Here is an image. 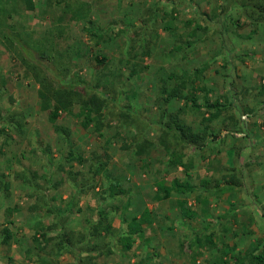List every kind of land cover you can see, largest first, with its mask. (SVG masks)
<instances>
[{
    "label": "rangeland",
    "instance_id": "1",
    "mask_svg": "<svg viewBox=\"0 0 264 264\" xmlns=\"http://www.w3.org/2000/svg\"><path fill=\"white\" fill-rule=\"evenodd\" d=\"M33 5L0 0V264H233L264 254V0ZM175 85L200 108L166 101ZM63 90L69 107L56 110ZM91 94L103 106L84 129ZM213 102L221 112L204 122ZM176 123L197 143H178ZM167 146L188 177L168 166ZM172 179L199 189L163 198L158 185ZM110 183L122 193L109 196ZM144 208L153 224L125 251L119 237ZM101 213L113 231L93 237ZM67 238L74 247L62 246Z\"/></svg>",
    "mask_w": 264,
    "mask_h": 264
},
{
    "label": "trees",
    "instance_id": "2",
    "mask_svg": "<svg viewBox=\"0 0 264 264\" xmlns=\"http://www.w3.org/2000/svg\"><path fill=\"white\" fill-rule=\"evenodd\" d=\"M26 3V8L28 10H31L34 8L33 5V0H25ZM203 71V68L201 69H196V73H201ZM188 77V75L185 76V74H182L181 78ZM167 92V100L171 98H181L184 99L186 102H189L192 104L193 107L200 108L199 106L196 105V99L192 96L189 95H183L181 92V87L178 85L173 86L171 90L166 91ZM68 96H66L65 91H60V92H55V104L54 107L55 109H62L65 110L69 107L68 103ZM103 106V101L102 99L97 96L91 94L88 96L86 100L82 102V110H84L83 114V121L81 122V125L84 129H87L89 125L92 122L93 115L94 116H99L101 113V109ZM46 107V105H44ZM206 107L208 109H213V112L211 114L210 118H203V121H211V119L216 118L220 112L222 106L218 102H213L211 104H207ZM97 131L98 128H95ZM170 130H172L178 138V143L183 144H189L193 145L196 144L197 141L200 139V136L197 134H194L191 132L189 128H186L184 125L181 124H174L173 127H169ZM64 131V130H63ZM166 153L168 154V166L171 167H182L183 170L185 171V175L188 177L187 171L189 169V165H186L182 161V155L177 153V149L175 146L172 148H169L168 146L166 147ZM70 156L73 159H78L79 161L81 158L79 156H73L70 154ZM70 159V158H69ZM119 187L118 183H110L109 187L107 188V194L109 196H115L117 194L122 193L121 190L117 189ZM5 188H8V185H5ZM158 189L160 192L163 194V198H167L171 192L176 193V194H188L195 192L199 189V186L192 185L189 183L187 180H178V179H172L170 182V185L164 186L162 184L158 185ZM178 207L181 215L187 219H190L194 217L195 212L187 207L185 201H178ZM107 217L101 213L100 214V222L97 224V227H94L92 230V236L95 237L99 235V228L104 231L105 234H110L113 231L112 226L106 222ZM11 222H9L10 224ZM153 224V218L151 216V211L148 210L147 208H144L142 213L140 214L139 217H132L131 220L126 224V229L125 232L121 234L119 237L118 243L122 247L123 250L129 251L132 249L133 246V237L134 236H139L142 237L145 233V228L144 225L149 226ZM64 235L65 233L62 232ZM11 239V232L8 228H3L2 230V239L1 243L4 245H9V241ZM60 244V243H59ZM72 248L73 243L70 241V239H64L62 246ZM246 262L252 263V264H264V254H255L254 252H247L243 256H237L234 258V263L233 264H246Z\"/></svg>",
    "mask_w": 264,
    "mask_h": 264
},
{
    "label": "crops",
    "instance_id": "3",
    "mask_svg": "<svg viewBox=\"0 0 264 264\" xmlns=\"http://www.w3.org/2000/svg\"><path fill=\"white\" fill-rule=\"evenodd\" d=\"M47 143V139H45L44 144Z\"/></svg>",
    "mask_w": 264,
    "mask_h": 264
}]
</instances>
